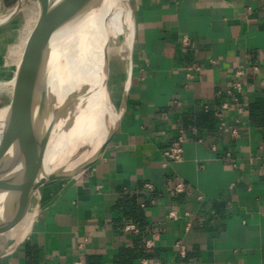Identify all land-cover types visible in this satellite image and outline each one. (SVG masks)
Masks as SVG:
<instances>
[{
  "label": "crops",
  "instance_id": "crops-1",
  "mask_svg": "<svg viewBox=\"0 0 264 264\" xmlns=\"http://www.w3.org/2000/svg\"><path fill=\"white\" fill-rule=\"evenodd\" d=\"M128 1L117 131L89 169L51 181L26 235L0 240V264H264V0ZM19 2L0 0V35Z\"/></svg>",
  "mask_w": 264,
  "mask_h": 264
},
{
  "label": "bare ground",
  "instance_id": "bare-ground-1",
  "mask_svg": "<svg viewBox=\"0 0 264 264\" xmlns=\"http://www.w3.org/2000/svg\"><path fill=\"white\" fill-rule=\"evenodd\" d=\"M53 2L58 10L70 5V0ZM98 2H95V12L67 26L51 43L47 72L56 112L44 118L41 124L42 131H48L45 140L48 146L45 168L48 172L62 167L70 170L85 162L91 155L89 151L74 157L81 143H90L94 152L117 125L119 110L112 96H118L113 87L111 66L100 44L105 20L98 11ZM131 19V13H128L127 21L131 22ZM71 96L69 105L61 109ZM19 100L0 111L2 131L15 132L17 129ZM13 153L14 147L0 144V162ZM4 214L0 211V217Z\"/></svg>",
  "mask_w": 264,
  "mask_h": 264
},
{
  "label": "water",
  "instance_id": "water-1",
  "mask_svg": "<svg viewBox=\"0 0 264 264\" xmlns=\"http://www.w3.org/2000/svg\"><path fill=\"white\" fill-rule=\"evenodd\" d=\"M96 1L70 0L69 6L58 10L53 0H38L40 31L34 43L26 51L23 65L20 67L22 83L19 91V112L16 116L19 124L15 132L7 131L10 143L5 146L14 147V153L0 162V211L5 215L8 213L0 220V232L10 229L21 219L32 195L39 191L41 186L51 181L77 177L94 165L102 157L117 131L126 106L131 81V66L121 92L117 125L100 147L92 152L93 147L89 143L91 155L85 162L73 169L66 170L62 167L52 172L46 171L45 154L48 146L45 140L48 131L43 132L41 124L44 118L56 112L53 108L54 98L49 92L47 72V59L52 51L51 43L53 38L67 26L76 24L83 17L95 12ZM20 5L21 0L14 13L19 10ZM130 29L131 32L126 37L129 50L132 49L134 39L133 22ZM98 44L99 42L95 45ZM72 97L68 98L61 109L69 105Z\"/></svg>",
  "mask_w": 264,
  "mask_h": 264
},
{
  "label": "rangeland",
  "instance_id": "rangeland-1",
  "mask_svg": "<svg viewBox=\"0 0 264 264\" xmlns=\"http://www.w3.org/2000/svg\"><path fill=\"white\" fill-rule=\"evenodd\" d=\"M98 1V11L105 20L100 44L102 53L105 54V58L111 66L114 79L113 87L117 92L116 96L119 97L114 98L112 96V99L119 106L128 67L129 42L126 37L131 32V23H126V17L131 4L128 0ZM19 9L15 27H10L8 32L0 35V111L7 106H12L15 100L20 99L18 97L22 83L20 67L23 65L26 51L34 43L40 31L38 0H22ZM9 143L8 133L1 130L0 122V144L9 145ZM88 151L90 152L89 143L82 142L74 157H78L84 152L88 153ZM57 182L46 183L35 193L34 197L31 198L32 201L30 200L31 202L26 207L24 218L10 229L2 230L5 233L0 234V240L9 237H16L21 240L26 235L39 209L37 199L40 200L44 192L48 188H52ZM6 215L1 216L0 220Z\"/></svg>",
  "mask_w": 264,
  "mask_h": 264
},
{
  "label": "built area",
  "instance_id": "built-area-1",
  "mask_svg": "<svg viewBox=\"0 0 264 264\" xmlns=\"http://www.w3.org/2000/svg\"><path fill=\"white\" fill-rule=\"evenodd\" d=\"M233 74L235 76V79L232 83V91L242 92L243 84L241 79L245 76L244 68H236ZM236 100H238V98H236ZM183 142L184 141L181 132H179L178 135L170 141L169 146L164 151V156L168 162L181 160L183 154ZM126 230L138 231V228L135 225L130 224L126 226ZM181 253H183V251H181ZM141 264H148V261L146 259H143L141 260Z\"/></svg>",
  "mask_w": 264,
  "mask_h": 264
},
{
  "label": "trees",
  "instance_id": "trees-1",
  "mask_svg": "<svg viewBox=\"0 0 264 264\" xmlns=\"http://www.w3.org/2000/svg\"><path fill=\"white\" fill-rule=\"evenodd\" d=\"M131 212L134 213V214H135V213H136V214L138 213L135 207H133V208L131 209Z\"/></svg>",
  "mask_w": 264,
  "mask_h": 264
}]
</instances>
